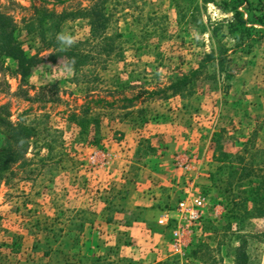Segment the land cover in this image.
<instances>
[{
    "label": "rangeland",
    "instance_id": "1",
    "mask_svg": "<svg viewBox=\"0 0 264 264\" xmlns=\"http://www.w3.org/2000/svg\"><path fill=\"white\" fill-rule=\"evenodd\" d=\"M95 2L0 0V12L12 17L27 55L40 59L26 77L11 59L0 69L2 116L39 123L24 157L0 180V264H101L96 259L116 253L118 241L102 245L105 232L91 227L141 218V210L121 213L128 182L143 160L154 167L168 143L184 145L192 160L174 162L177 168L187 163L179 168L190 187L174 197L173 210L183 198L205 199L190 246L169 264H232L240 247L248 264H264V216L244 217L241 204L235 207L239 217L228 214L232 197L264 193V0H218L197 10L192 0H109L106 28L93 35L87 18L70 14ZM235 7L249 21L250 37L229 31ZM49 14L65 17L60 32H53L56 40L89 55L80 72L67 58L51 56L57 51L49 47L52 31L40 36L39 20ZM115 33L122 36L104 39ZM210 53L214 61L206 58ZM196 70L191 95L166 90ZM99 99L112 106H95ZM88 104L101 117L99 145L89 143L93 128L80 135L72 118ZM4 144L0 133V150ZM148 146L157 152L145 157L139 147ZM222 151L253 169L243 188L233 182L226 190L227 174L219 189L212 186ZM197 174H205L208 185L195 183ZM144 194L154 203V181L145 183Z\"/></svg>",
    "mask_w": 264,
    "mask_h": 264
},
{
    "label": "trees",
    "instance_id": "2",
    "mask_svg": "<svg viewBox=\"0 0 264 264\" xmlns=\"http://www.w3.org/2000/svg\"><path fill=\"white\" fill-rule=\"evenodd\" d=\"M95 4L81 11L71 13L72 19L87 18L92 27L93 35L102 34L101 31L105 30L106 25L109 21L110 15L107 13L106 4L109 0H94ZM218 0H192V7L198 9L200 4L215 3ZM246 1V0H244ZM179 5V3L177 4ZM233 15L227 20L229 31L231 33L239 32V37L242 39L245 36L250 37L252 33V28L249 26V21L245 18L244 13L238 8L232 9ZM61 19L65 20V17L60 15L49 14L45 18L39 20L38 28H40V36L46 38L47 33L52 31L53 42L49 47L55 48L57 51L54 53L53 57L67 58L70 67L75 73L80 72L84 67L89 64V55L84 53L78 48L67 47L61 42L56 40V35L54 33L60 32ZM263 23L262 19L259 20ZM34 22L31 26L34 27ZM29 27V26H28ZM27 27V28H28ZM29 31H32L30 28ZM18 27L13 21L12 17L0 12V69L3 67L5 59H11L16 64V72L23 77H26L31 72V69L40 62L35 56H29L22 47V44L18 39ZM54 32V33H53ZM104 39L108 42L115 41L117 38L121 37V33H115L114 36L103 35ZM56 40V41H55ZM55 41V42H54ZM210 61L215 60V54L210 53L206 56ZM199 74V71H193L191 75H185L178 79L172 85L167 87L166 90H171L174 94H180L182 97L191 95L192 89H190L189 84L191 79ZM186 92V93H185ZM95 106L104 105V107L112 106V103L105 100L99 99L95 101ZM93 107L89 104L84 106L82 109V115H73V120L76 125L80 128V135L85 134L86 128L92 127V131L89 132L90 140L89 143L92 145L100 144V127H101V117L97 113H92ZM48 117V116H47ZM39 123L36 126H30L25 123H13L7 116H2L0 113V133L4 135V147L0 150V180L3 178L4 174L11 168L12 165L19 162L25 155L30 140L37 136L39 131ZM139 151L143 153V156H149L155 154L157 149L154 147H139ZM216 161L220 164L215 173L211 175L212 186L215 188H220V184L225 180L224 175L227 176V187L226 190L231 189L229 186L233 182L238 183L239 187L246 186V182L249 181L253 175V169L249 167L248 163L242 157L233 158L232 154L221 152L215 157ZM238 200V199H237ZM236 197H232L231 203L233 208H229L228 214L231 218L239 217L236 213L235 207L238 205H243L245 208L244 217L251 216H264V193L260 196L257 195L255 199L251 197H243L241 201H237ZM239 202V203H238ZM253 209L250 211V208ZM242 218V217H241ZM232 224H229V228ZM196 253V251L194 252ZM95 263L110 264L104 261L102 258L98 257ZM248 257L243 250V247L237 248L235 250V258L232 264H248ZM158 264H166L161 262Z\"/></svg>",
    "mask_w": 264,
    "mask_h": 264
},
{
    "label": "crops",
    "instance_id": "3",
    "mask_svg": "<svg viewBox=\"0 0 264 264\" xmlns=\"http://www.w3.org/2000/svg\"><path fill=\"white\" fill-rule=\"evenodd\" d=\"M184 147V145L168 143L166 149L161 151L158 157H154V167H151L148 160L138 164L140 171L132 182H128V185L131 183L132 187L129 188V198L121 213H134L141 210L143 211L141 218L136 217L134 221H127L124 217L118 221H106L98 227H91L92 231L98 229L105 232L102 235V245L112 247L118 241L116 253L108 250V253L102 254L101 258L104 261L110 264H158L161 262L169 264L170 258H179V255L173 253L168 236L169 229L172 228L160 225L158 220L165 211L173 210L174 197L180 195L181 190L186 189L185 186L188 185V178L182 176L184 171L174 164L177 159L192 161L191 153ZM203 175L205 174H197L194 182L208 185ZM148 176L151 178L149 179ZM148 180L154 181V203L148 201L144 194L145 183ZM173 216L177 215L173 214ZM90 246L94 249L97 245ZM90 250L86 254L87 257L93 255L92 249Z\"/></svg>",
    "mask_w": 264,
    "mask_h": 264
},
{
    "label": "built area",
    "instance_id": "4",
    "mask_svg": "<svg viewBox=\"0 0 264 264\" xmlns=\"http://www.w3.org/2000/svg\"><path fill=\"white\" fill-rule=\"evenodd\" d=\"M179 167L188 168L187 163H178ZM205 199L202 196L183 198L172 211H165L158 223L172 228L171 246L174 254L183 256L191 244V233L202 219ZM173 214L177 216H173Z\"/></svg>",
    "mask_w": 264,
    "mask_h": 264
}]
</instances>
